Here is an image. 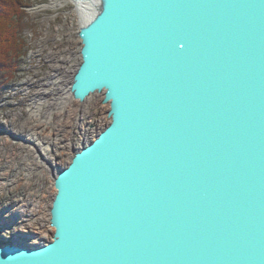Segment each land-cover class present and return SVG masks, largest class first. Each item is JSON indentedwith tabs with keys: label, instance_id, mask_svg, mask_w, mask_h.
<instances>
[{
	"label": "water",
	"instance_id": "1",
	"mask_svg": "<svg viewBox=\"0 0 264 264\" xmlns=\"http://www.w3.org/2000/svg\"><path fill=\"white\" fill-rule=\"evenodd\" d=\"M79 37L110 123L0 264H264V0H103Z\"/></svg>",
	"mask_w": 264,
	"mask_h": 264
},
{
	"label": "rangeland",
	"instance_id": "2",
	"mask_svg": "<svg viewBox=\"0 0 264 264\" xmlns=\"http://www.w3.org/2000/svg\"><path fill=\"white\" fill-rule=\"evenodd\" d=\"M25 1L24 54L17 61L15 78L0 97V245L11 241L41 245L52 240L50 209L57 193L54 178L110 123L109 104L103 103V94L95 93L81 102L71 92L82 62V28L74 4ZM38 126H43L38 129L43 137L56 139L45 143L48 160L42 159L43 145L32 135ZM33 193L38 198L29 205L27 199ZM14 199L21 202L5 209L3 205ZM22 204L37 212L33 220L40 229L32 235L19 234V220L3 225L12 212L24 211Z\"/></svg>",
	"mask_w": 264,
	"mask_h": 264
},
{
	"label": "trees",
	"instance_id": "3",
	"mask_svg": "<svg viewBox=\"0 0 264 264\" xmlns=\"http://www.w3.org/2000/svg\"><path fill=\"white\" fill-rule=\"evenodd\" d=\"M25 0H0V97L15 78L17 61L24 54L21 41L25 19Z\"/></svg>",
	"mask_w": 264,
	"mask_h": 264
},
{
	"label": "bare ground",
	"instance_id": "4",
	"mask_svg": "<svg viewBox=\"0 0 264 264\" xmlns=\"http://www.w3.org/2000/svg\"><path fill=\"white\" fill-rule=\"evenodd\" d=\"M64 2L66 4L67 3H73L74 4V6H75V12H76V14L79 17L80 26H81V28H85L99 14V11L101 9V5L103 3V0H65ZM42 127L43 126H38L37 128H35L36 130L35 129L33 130L32 135H33V137H36V140L39 141L43 145V148H44V151H45V148L46 149L48 148V146L45 143L50 144L49 142L52 141V140H54L55 137L54 138H52L50 136L43 137L42 133L41 132H38V129L41 130ZM44 141H46V142H44ZM42 159L43 160H48L49 159L48 158V154H47L46 151L43 153ZM1 195H2V193H0V196ZM37 198H38V195L33 193V194H30L29 195L28 199L27 198L26 199L29 200V205H31V201H35V200H37ZM20 202H21V199H14V200H12L11 203H6L3 206L6 209V208H9L12 205H18ZM26 206L27 205L22 204L21 208H23L24 211H21V213H19V214H14L12 212L11 215H10V218H9L10 220L9 219L8 220L6 219L3 222V225L5 223H7V222L12 221V220L13 221H15V220L18 221L19 220L22 223V230H20L19 234L20 233H22V234L23 233H29V234L32 235L33 233H35V232H33L34 230L40 229L39 227L36 226L38 224L37 221L33 220V218H34L33 216L37 214L36 210L28 211L27 210L28 208H26ZM23 217H28V218H25L24 219ZM22 234L20 236L24 237L25 235H22ZM39 235H43V232H39ZM13 240H15V239L13 238ZM14 244H18V245H28L26 243H21V242H14Z\"/></svg>",
	"mask_w": 264,
	"mask_h": 264
}]
</instances>
